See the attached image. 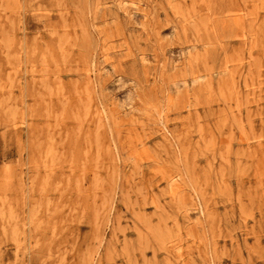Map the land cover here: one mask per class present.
<instances>
[{
  "label": "rangeland",
  "instance_id": "374dc122",
  "mask_svg": "<svg viewBox=\"0 0 264 264\" xmlns=\"http://www.w3.org/2000/svg\"><path fill=\"white\" fill-rule=\"evenodd\" d=\"M0 264H264V0H0Z\"/></svg>",
  "mask_w": 264,
  "mask_h": 264
}]
</instances>
